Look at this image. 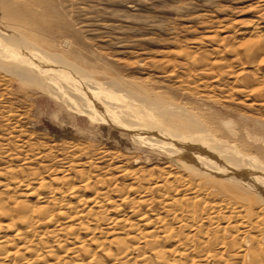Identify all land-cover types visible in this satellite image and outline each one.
I'll return each mask as SVG.
<instances>
[{
  "label": "rangeland",
  "instance_id": "obj_1",
  "mask_svg": "<svg viewBox=\"0 0 264 264\" xmlns=\"http://www.w3.org/2000/svg\"><path fill=\"white\" fill-rule=\"evenodd\" d=\"M6 1L18 3L20 12L27 18L25 21L34 28L37 27V31L46 38L60 45H69L68 55L76 65H82L78 62L81 60L94 70L111 72L115 76H110H120L123 80L125 78L130 91L141 93L146 88L147 93L151 94L152 91V95L186 105L191 111L204 115L217 136L231 143H240L244 148L246 146L247 151L255 152L264 160L260 153L262 151L264 154V97L259 100L253 98L251 102L237 91L244 88L251 90L257 86L252 77L257 72L264 75V59L253 54L255 46H238L234 42L235 37H239L236 34L254 28L251 25L253 20L258 22L256 29L264 31V0ZM1 10L3 8L0 4ZM229 34L233 38L222 40V37ZM226 47L230 50L223 53L215 51ZM187 54L190 57L195 56L197 62L191 64L185 59ZM211 60H222L223 65H211L208 63ZM237 62H242L246 67L244 74H240L241 70L235 66ZM13 80L11 76H0V195L5 193L21 199L19 207L26 202L41 208L53 206V195L58 197L59 191L61 194L64 192V203L73 204L76 195L82 192L88 191L89 195L95 190L108 189L110 192H106H109L111 201H115H110L109 206L106 204L108 209H111V205L122 203L120 201L125 196L132 201L122 205L125 213H130V221H137L132 213L133 209L138 212H160L164 215L157 201L160 197L157 196V190L150 192L155 199L152 206L133 207L135 205L132 203L142 196L133 189L143 191L146 187L153 188L169 175L187 177L189 172L181 160L168 159L161 151L134 143L127 132L114 130L109 125H95L85 116H79L63 104L33 92L19 81ZM180 82H183L182 85ZM137 84L138 87L141 86L137 88ZM195 84L200 85L202 94H210L215 101L207 102L191 95V92L195 93ZM250 103L253 104L249 105ZM80 169H83V174ZM190 175L193 176L192 173ZM148 177L151 179H144ZM69 179L71 182H67ZM192 180H195L194 176ZM82 181L92 185L86 190ZM19 182L21 185L29 184V189H15ZM164 183L167 189L172 190L169 183ZM46 193L51 197L49 202L37 200L38 196ZM13 205L11 216L21 223L25 214L19 212L21 209L18 210V206ZM107 230L111 229L107 227ZM259 241L264 253V237H260ZM242 243L246 249L256 247H251L256 245L251 238H245ZM232 245H227L229 248L226 247L221 252L223 258L212 264H223L225 260L230 264L256 263L251 250L245 257H233L235 246ZM198 251L199 248L194 251L196 259ZM102 252L103 250L97 249V257L100 253L99 257L103 258ZM73 259L68 261L76 264V259Z\"/></svg>",
  "mask_w": 264,
  "mask_h": 264
},
{
  "label": "bare ground",
  "instance_id": "obj_2",
  "mask_svg": "<svg viewBox=\"0 0 264 264\" xmlns=\"http://www.w3.org/2000/svg\"><path fill=\"white\" fill-rule=\"evenodd\" d=\"M0 4L3 8L0 11V76H11L31 91L63 104L95 125H109L114 130L127 132L134 143L161 151L168 159L181 160L189 172L187 177L169 175L155 187H146L143 191L134 188L133 191L142 196L132 203L133 207L152 206L155 199L150 192L157 190V196H160L157 201L164 213L133 209L137 221H130V213L126 214L122 206L132 202L127 196L122 197V203L111 205V209L105 207L111 201L108 189V193L103 190H95L89 195L88 191L87 194L82 192L76 195L73 204L63 202L66 200H62L64 192L59 189L63 194L58 190V197L51 192L53 206L41 208L26 202L19 207L20 198L1 194L0 264H71L72 261H68L70 258L76 259V264H212L223 258L222 253L230 243L235 246L233 257H245L251 250L256 258L255 264H264L263 249L258 244L261 243L260 237H264V160L260 156L247 151L246 146L244 148L240 143H231L217 136L204 115L191 111L186 105L152 95V91L147 93L146 88L140 91L144 94L130 91L125 78L112 77L110 75H115L111 72L102 73V70H94L87 65L88 68L81 60L78 62L82 65H76L68 55L69 45H60L39 33L37 27L25 21L27 18L20 12L18 3L2 0ZM256 21L251 23L252 30L235 33L239 37L233 40L238 46H255L254 50L251 48L253 54L264 59V31L256 29ZM232 36L225 35L222 40ZM230 48L215 51L223 53ZM186 58L191 64L198 60L189 54ZM208 63L223 65L222 60ZM235 66L241 70L240 74L247 70L242 62H237ZM252 81L257 85L255 88L237 90L239 95L251 102L253 98L259 100L264 97V75L257 72ZM136 86L139 88L141 85ZM194 87L195 93L191 92V95L207 102L215 101L210 94H202L200 85L195 84ZM260 153L264 156L262 151ZM69 180L67 182H71ZM164 181L173 187L172 190L167 189ZM19 184H15V189H29V184ZM90 184L85 182L82 185L87 190ZM49 198L46 193L38 196L37 200L47 203ZM12 204L25 214L21 223L11 216ZM107 227L111 230L106 231ZM245 238H251L256 244L251 247H256L244 248L242 240ZM196 248H199L197 259L194 254ZM97 249L103 250L104 259L99 257L100 253L97 257ZM223 264L230 263L225 260Z\"/></svg>",
  "mask_w": 264,
  "mask_h": 264
}]
</instances>
